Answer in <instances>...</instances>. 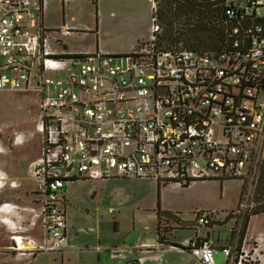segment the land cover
Masks as SVG:
<instances>
[{
    "label": "built area",
    "instance_id": "obj_1",
    "mask_svg": "<svg viewBox=\"0 0 264 264\" xmlns=\"http://www.w3.org/2000/svg\"><path fill=\"white\" fill-rule=\"evenodd\" d=\"M45 1L0 0V93L38 96L43 143L31 167L42 236H12L10 251L33 257L64 250V188L78 179L181 187L240 180L245 190L234 216L242 224L264 164V0H213L223 8L224 37L204 51L181 40L159 47L163 0H152L149 37L125 55L55 51ZM7 181L0 172V188ZM196 214L198 225L214 222L213 211ZM187 252L199 264H244L233 242L220 249V263L207 240H192Z\"/></svg>",
    "mask_w": 264,
    "mask_h": 264
},
{
    "label": "rangeland",
    "instance_id": "obj_2",
    "mask_svg": "<svg viewBox=\"0 0 264 264\" xmlns=\"http://www.w3.org/2000/svg\"><path fill=\"white\" fill-rule=\"evenodd\" d=\"M94 8L93 1L87 0V4L83 9L84 20H89ZM129 9L132 10L133 5L129 6ZM44 17V28L48 31V34L51 23H61L63 21L62 11L55 0L45 1ZM159 20L162 24L160 38L162 40L159 47L167 48L165 30L169 27V20L161 18V15H159ZM174 26H180V23ZM65 41L73 46H90L93 48L96 46L124 47L130 44L126 39L114 40L106 35L96 39L90 34L78 38H68ZM103 54H105L104 51ZM38 124L39 98L36 94L0 93V164L10 157L12 159V163L9 162L10 168L20 167L23 170L22 180L26 185L24 188L29 191L32 190L30 199L34 200L32 215L37 217L33 229V233L37 232L35 237L39 236L41 215L39 196L34 193L37 190V183L31 176V164L38 160L41 155V135L36 132ZM17 136H23V145L14 146L12 144V139ZM259 182L260 178L256 186L252 188L253 206L247 214L258 211L264 206V199H261L257 194ZM242 190H245V188H243L240 180L220 181L210 179L197 181L188 187L182 188L179 185H166L165 189L159 194L156 182L153 180L112 178L107 182L100 180L78 181L70 184L66 190L69 238L78 236L79 238L83 237L84 241V235L80 233V230L89 231L90 228H93L94 233L89 232L92 236L96 231V222L105 223L115 216L121 219V225L124 226V229L121 230L123 232L117 237L119 240L126 239L124 245L132 246L137 239V233L143 231L144 227H146L144 233L152 237L155 235L156 213H158L159 208L160 211H163L161 208H166V210L173 211L172 215L176 218L172 217L170 220L162 217L159 225L161 232L167 238V233L174 228L172 229V237L169 235L171 240L182 242L194 237L197 231L202 233L206 230L204 226L195 227L196 213L198 211H213L214 213L217 212L218 219L215 231L224 235L222 244L233 242L238 255L243 256L244 264H264V211L250 217L245 239L239 246L241 224L235 219L234 212ZM19 192H22V189ZM93 192H96L95 198L97 201L94 202L95 204L92 202L94 199ZM159 196L160 207L158 208ZM109 208H114L115 213H108ZM137 208L140 209V214L136 218L139 221H135L137 233H134L131 230L133 218L130 213L132 210L137 212ZM6 209L12 211L13 207L8 206ZM138 226H142V230L139 231ZM129 231L130 234H128ZM87 239L90 240L89 236ZM9 241L7 237L0 235V264H17L18 261L29 263L34 259L33 257H23L4 250V247L10 245ZM182 256L174 254L170 259L180 260ZM37 260V264H61L60 257L54 254H44L38 257ZM215 260L218 263L224 262V256L221 252L215 255Z\"/></svg>",
    "mask_w": 264,
    "mask_h": 264
},
{
    "label": "crops",
    "instance_id": "obj_3",
    "mask_svg": "<svg viewBox=\"0 0 264 264\" xmlns=\"http://www.w3.org/2000/svg\"><path fill=\"white\" fill-rule=\"evenodd\" d=\"M55 1L62 11L63 21L61 23H51L49 25V27L52 29H49V38L52 47L57 52L67 55H82L93 54L95 52L103 53L104 51V53L107 55H124L135 50L138 45L146 42L149 37L151 15L153 12L152 0H92L95 8L93 9V12H91L89 20L83 19V9L87 4V0ZM131 5H133L132 10L129 9V6ZM87 34L94 36L96 39L103 37L104 35L111 37L114 40L126 39L130 42V44L124 47L115 46L109 48L96 46L93 48L90 46L77 47L67 44L65 41V39L68 38H78L86 36ZM0 172L7 176L8 186L11 181H15L17 184V187L15 188L10 186L0 188V204L9 203L11 206H14L13 210L10 212L0 211V235L2 237H7V239L10 240V245H7L8 247H4V250L10 251V247L13 244L12 236H15L19 233L23 234V232L26 231L25 234H32L31 236L35 237L37 233H33V229L35 227L32 226V223L36 222V218L32 215L34 200L32 201L30 199L32 190L29 191L28 189L24 188L26 185L22 180V170L15 167L10 168L9 163L3 161L0 164ZM121 178L123 177H119L117 179ZM110 179H101L100 181L107 182ZM85 180L89 179L73 180L65 185L63 194V208L66 213L67 226L69 224L67 214L68 199L66 197V190L70 184ZM171 185L175 186L176 184H169L167 186ZM156 186L158 194L161 193L166 187V185L162 186L158 185L157 183ZM20 189H22V192H19ZM93 197L94 199L92 202L94 203L97 201L95 198L96 192H93ZM161 209L163 210L162 212L173 213V211L166 210V208ZM136 210L137 212L132 210L130 213L133 218L131 230L134 233L136 232L135 221H139V219L136 218H138L140 214V209L137 208ZM115 211L116 210L114 208H109L108 213L114 214ZM216 214L217 212L214 213V222L209 226H204L206 230H204L202 233L197 231L194 237L188 238L182 242H178L171 240L173 233L172 229H174L172 228L171 231L167 233L165 242L160 243L157 234L158 213H156L157 220L155 235L152 237L147 235V233H144L146 230V227H144L143 231L139 232V234L136 232L137 239L132 246L124 245L126 239L122 238L119 240L117 237L123 232L121 230L124 229V226L121 225L120 218L113 216L112 219L107 220L105 223L96 222V231L92 236L89 234V232H93V228H90L89 231L80 230V233L84 235V241L83 237L79 238L77 236L74 238H69V227H67V239L64 250L59 253L46 254H54L55 256L60 257L61 264H199L187 252V250L176 247L173 244L188 247L192 240H207L217 249V255V253L220 252V249L227 246L229 243L222 244L224 235H221L220 232L215 231L218 222ZM5 220H8L10 223H7ZM195 223V227L201 226L197 224V220ZM18 228H22V231L18 230ZM40 230L41 222L38 235ZM138 230H142V226H138ZM128 234H130V231ZM88 236L90 240L87 239ZM96 247H100L101 251H95L94 249ZM113 249H117L118 251L115 253L112 251ZM174 254H180L183 256L180 260H171L170 258ZM42 255L44 254L33 256L34 259H32L29 263L18 261L19 263L17 262V264H37V258ZM56 262L58 261L56 260Z\"/></svg>",
    "mask_w": 264,
    "mask_h": 264
},
{
    "label": "trees",
    "instance_id": "obj_4",
    "mask_svg": "<svg viewBox=\"0 0 264 264\" xmlns=\"http://www.w3.org/2000/svg\"><path fill=\"white\" fill-rule=\"evenodd\" d=\"M160 7L161 18L169 20V27L165 30V35L167 37V48L172 46L178 40H181L183 42L185 48L197 51L216 49L220 46V43L224 37V13L223 8L220 5V1L214 2L213 0H163ZM177 23H180V26L175 27L174 25ZM36 132L39 133L37 129ZM14 139H12V144L14 146H20V144L16 145L14 143ZM23 144L24 142L21 145ZM42 145L43 143L41 136V154ZM6 162L12 163V159L9 157L8 159H6ZM15 168L20 169V167ZM34 193L37 194V191L35 190ZM257 194L261 199H264V164L260 173V182L257 186ZM2 204L4 203H1L0 205ZM159 207L160 196L158 197V208ZM263 211L264 206L260 210L251 212L244 217L241 224V229L239 231V246H241L245 239L250 217L257 215ZM162 217L171 220L173 215L169 212L160 211V208L158 210L157 234L160 243H164L166 240V237L164 233L161 232L159 226ZM41 236L42 232L40 230L39 236L36 238L40 239ZM173 245L184 250H188V247H183L177 244Z\"/></svg>",
    "mask_w": 264,
    "mask_h": 264
}]
</instances>
